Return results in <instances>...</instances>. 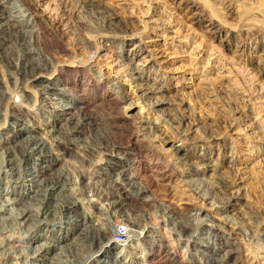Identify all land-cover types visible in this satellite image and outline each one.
I'll return each instance as SVG.
<instances>
[{
  "label": "bare ground",
  "instance_id": "obj_1",
  "mask_svg": "<svg viewBox=\"0 0 264 264\" xmlns=\"http://www.w3.org/2000/svg\"><path fill=\"white\" fill-rule=\"evenodd\" d=\"M42 1L0 0V258L6 256L8 264H240L241 246L232 236L249 237L250 230L227 215L222 221L215 217L229 203L216 190L227 183L220 175L208 183L201 175L210 165L204 162L200 171L191 164L186 115L175 111L176 103L161 86L143 83L148 79L143 63L126 61L116 71L113 61L99 54L106 40L123 31L113 27L114 15L98 0H80L83 11L103 22L101 27L75 22V13L57 0L80 37L73 44L97 45L82 62L93 59L105 75L97 83L99 93L84 76L77 49L57 36L61 21L48 27L47 13L39 9ZM212 11L218 13L214 6ZM110 84L121 96L111 93ZM87 93L92 99L85 98ZM22 114L35 122L19 127ZM122 119L127 129L115 137ZM142 135L150 143L166 142L157 155L165 165L150 174L138 159L141 152L133 151ZM68 152L70 158H64ZM174 155L220 199L212 203V212L202 213L203 206L186 211L159 200L157 190L178 174ZM247 214L264 225L254 210ZM183 243L187 249L181 254Z\"/></svg>",
  "mask_w": 264,
  "mask_h": 264
},
{
  "label": "rangeland",
  "instance_id": "obj_2",
  "mask_svg": "<svg viewBox=\"0 0 264 264\" xmlns=\"http://www.w3.org/2000/svg\"><path fill=\"white\" fill-rule=\"evenodd\" d=\"M60 1L66 3L69 12L75 13V22L84 20L92 26H102L103 20L98 16L95 18L92 13L83 11L80 0ZM261 2L98 0L96 3L114 15L113 27L123 30L115 32L116 37L106 40L99 54L113 61L116 71L126 61L133 66L144 64L148 79L145 78L143 83L152 87L161 86L164 95L176 103L175 111L186 115V145L191 147L189 158L193 167L202 171V165L206 162L210 167L201 178L213 183L220 175L227 183L223 190H216L229 203L220 213H215V217L222 221L227 215L235 221L234 224L242 223L250 230L249 237L232 236L234 240L238 239L241 246L240 264H264V225L256 218H249L248 214L245 216V212L254 210L264 219V12ZM57 6V0H43L39 9L47 13L49 28L53 27L51 24L55 21H61L60 28H54L58 30L57 36H63H59V39L77 49L80 65L87 71L84 76L93 81L95 92L100 93L102 90L97 83H102L105 75L99 66H95L93 59L87 64L82 62L83 56L91 57L97 51V45L95 41H92L94 43L90 48L73 44L80 38L74 30L71 31L74 21ZM213 6L217 14L212 11ZM212 31L218 33L215 35ZM126 34L129 35L125 37ZM49 38L47 40L54 45ZM135 45L139 47L135 49ZM66 78L70 79L71 76L66 75ZM66 83L63 81L62 85ZM110 89L116 97L121 96L119 87L113 85ZM85 98L92 99L88 93ZM20 117L19 127L35 122L31 115L22 114ZM125 122L122 119L114 127L117 133L115 137L120 130L127 129ZM142 136L143 140H139L136 146L132 145L133 151L141 152L142 157L140 155L138 159L150 174L151 169H161L165 165L157 155L164 153L159 146L166 147V142L156 140L150 143L145 135ZM70 154L68 152L64 158H70ZM199 155H204L207 160H200ZM170 158H173L174 164L179 163L175 155ZM59 164L61 162L54 167ZM179 165L180 168L176 170L178 174L157 190L159 200L173 202L180 208L186 207V211L203 206L202 213L212 212L209 210L212 203L216 201L219 204L220 199L202 188L196 181L197 176L191 174L189 169ZM154 179L158 181L157 176ZM234 194L239 198L231 199ZM91 210V214H96L97 209ZM120 230L122 233L124 227H120ZM73 235L70 233L68 238ZM116 238L123 239L121 235ZM185 245L179 246V253L184 254L187 249ZM120 247L117 246L114 251ZM187 255H190L189 252ZM9 261L6 256L0 258V264H8Z\"/></svg>",
  "mask_w": 264,
  "mask_h": 264
}]
</instances>
